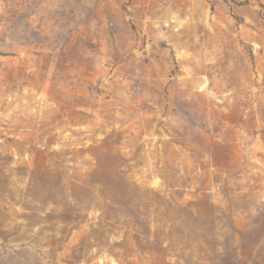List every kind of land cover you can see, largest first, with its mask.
Masks as SVG:
<instances>
[{
    "label": "rangeland",
    "instance_id": "obj_1",
    "mask_svg": "<svg viewBox=\"0 0 264 264\" xmlns=\"http://www.w3.org/2000/svg\"><path fill=\"white\" fill-rule=\"evenodd\" d=\"M0 264H264V0H0Z\"/></svg>",
    "mask_w": 264,
    "mask_h": 264
}]
</instances>
